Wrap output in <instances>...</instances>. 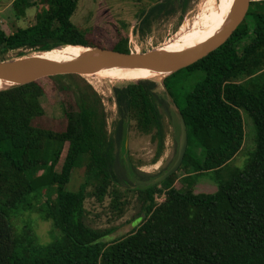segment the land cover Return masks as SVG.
Listing matches in <instances>:
<instances>
[{
  "label": "trees",
  "instance_id": "obj_1",
  "mask_svg": "<svg viewBox=\"0 0 264 264\" xmlns=\"http://www.w3.org/2000/svg\"><path fill=\"white\" fill-rule=\"evenodd\" d=\"M77 3L12 0L17 18L29 7L38 9L30 25L11 33L0 29V60L11 51L20 56L24 49L96 46L70 19ZM233 3L215 5L206 39L224 24L226 8ZM186 6L187 0H181L182 13ZM174 11L173 1L159 0L144 17ZM179 31L170 48L187 29L181 25ZM109 48L130 51L126 38ZM184 69L179 85L169 86L168 79L181 69L162 84L171 97L174 90L181 99L178 104L172 97L186 124L187 147L178 168L185 172L127 188L137 192L143 217L128 234L109 242L103 238L111 228L85 223L84 203L92 199L102 204L109 198L112 214L123 215L126 200L114 166L119 157L126 162L129 130L149 135L155 145L153 161L162 155L167 134L163 114L169 103L157 91L159 84L140 79L114 87L117 118L110 129L101 98L81 75L43 77L65 96L58 100L64 122L60 130L37 123L45 112L43 78L0 90V264H264V0L250 1L231 36ZM194 71L203 77L185 89L180 83ZM242 112L255 128V147L245 165L217 181L214 192H195V182L188 179L220 171L241 149ZM78 166L84 168L83 182L76 191L68 190L72 169ZM158 195H163L160 202ZM33 213L57 231L51 241L35 242L29 228ZM16 220L24 221L23 227Z\"/></svg>",
  "mask_w": 264,
  "mask_h": 264
},
{
  "label": "rangeland",
  "instance_id": "obj_2",
  "mask_svg": "<svg viewBox=\"0 0 264 264\" xmlns=\"http://www.w3.org/2000/svg\"><path fill=\"white\" fill-rule=\"evenodd\" d=\"M11 1L0 0V29L4 30L5 33H11L17 27L24 28L30 25L38 9L29 7L25 10L23 17L17 18L14 10L10 6ZM156 1L159 2V0H78L76 10L70 19L79 30L85 33L91 43H95V45L97 43L95 47H100L101 45L109 48L120 38H126L129 49L133 50V52H144L159 47L163 48L165 44L175 40L176 35L180 32L181 25H184V29H189L195 19L197 20L199 18L206 0H187V6L183 13L180 10L181 0H171L175 6L173 14L159 16L155 13L145 18L144 13ZM229 1L232 0H216V4ZM231 8L232 6H228L226 11L230 13ZM33 52L40 51L24 49L20 56L15 51L7 52L4 60L26 57ZM184 72L186 70L181 68V70L171 76L168 79L169 86L174 84L179 85L176 82ZM82 77L92 85L101 98L107 125L110 129L111 122L117 118V107L113 100V88L123 86L130 81L116 82L108 77L100 78L85 75H82ZM202 77V72L194 71L189 74V77L185 81L182 80L180 84L185 89H189ZM43 79L41 80V84L45 89V94L41 99V105L45 112L44 117L39 119L37 123L60 130L64 122L60 120L61 109L58 100L65 96L52 90L50 81ZM162 79L163 77L160 76L154 81L159 84L157 88L159 94L167 99L161 85ZM172 91L175 95L172 97L175 98L178 104H181V99L177 97V92ZM163 118L167 128V134L163 153L156 161H153L155 145L149 141V135L140 134L134 129L128 131L126 162L124 163L121 157H119L114 166V171L119 180L118 187L126 200L123 215L116 217L112 214L107 205L109 198H106L102 204L92 199H86L84 203L86 209L84 221L87 225L97 229H112L111 233L103 238L106 242L128 234L141 222L143 217L139 206L140 203L137 199V192L130 191L127 188L131 187L134 189L136 187H143L147 182H150L155 176L169 167L175 159L178 123L174 110L170 106L163 114ZM242 121L244 136L241 149L220 171L203 173L198 175L196 180L195 177L194 180L192 178L188 179V182L193 181V184L195 182L193 187L195 192H214L217 187V181L226 180L231 173L243 168L245 165L250 153L255 147V128L250 116L246 112H242ZM65 148L66 144L62 156L65 153ZM191 150L194 151L195 148L191 147ZM196 152L198 153L200 150L196 149ZM184 172L185 167L180 168L176 172L177 178ZM83 173L84 168L82 166L74 167L66 188L76 191L78 185L83 182ZM174 182L176 183V180ZM36 216L34 213L31 215V220H33L31 227H29L31 233L34 236L35 242L40 244L47 243L57 234V231L53 230L50 221H43ZM15 222L20 227L24 223L21 220H16Z\"/></svg>",
  "mask_w": 264,
  "mask_h": 264
},
{
  "label": "water",
  "instance_id": "obj_3",
  "mask_svg": "<svg viewBox=\"0 0 264 264\" xmlns=\"http://www.w3.org/2000/svg\"><path fill=\"white\" fill-rule=\"evenodd\" d=\"M250 1L252 0H234L226 21L212 36L201 43L181 50L167 51L159 47L144 52L129 51L126 53L110 48L79 45L85 50L70 59L60 60L49 57L26 56L11 60H0V80L7 83L0 90L22 85L46 76L70 73L82 76L89 72L107 68L148 69L162 74L164 79L166 76L201 59L223 44L245 18ZM161 85L169 106L174 110L177 119V149L175 159L171 165L155 176L150 184L159 183L176 172L187 147V130L183 116L162 82ZM127 145L126 135L125 151Z\"/></svg>",
  "mask_w": 264,
  "mask_h": 264
},
{
  "label": "bare ground",
  "instance_id": "obj_4",
  "mask_svg": "<svg viewBox=\"0 0 264 264\" xmlns=\"http://www.w3.org/2000/svg\"><path fill=\"white\" fill-rule=\"evenodd\" d=\"M216 0H206L203 5V11L200 13L199 18L193 22L192 26L186 31L185 37L175 46L170 48V42L164 45L162 50L173 51L189 48L198 43L205 41L212 24V17ZM194 18V17H193ZM197 18V17H196ZM85 50L79 45H67L63 47L53 48L49 51L33 52L28 56L35 57H49L55 59H70L76 56L79 52ZM90 77H108L112 81L124 82L134 81L140 79L155 80L162 76V74L148 69L140 68H107L99 69L97 71L84 74ZM97 83V82H96ZM6 82L0 80V88L6 85ZM128 85V84H127Z\"/></svg>",
  "mask_w": 264,
  "mask_h": 264
},
{
  "label": "built area",
  "instance_id": "obj_5",
  "mask_svg": "<svg viewBox=\"0 0 264 264\" xmlns=\"http://www.w3.org/2000/svg\"><path fill=\"white\" fill-rule=\"evenodd\" d=\"M128 47H129V46H128ZM129 50H130V51H133V50H131V49H129ZM162 199H163V195L155 196V200L158 201V202L162 201Z\"/></svg>",
  "mask_w": 264,
  "mask_h": 264
},
{
  "label": "flooded vegetation",
  "instance_id": "obj_6",
  "mask_svg": "<svg viewBox=\"0 0 264 264\" xmlns=\"http://www.w3.org/2000/svg\"><path fill=\"white\" fill-rule=\"evenodd\" d=\"M253 1H255V2H259V1H262V0H253Z\"/></svg>",
  "mask_w": 264,
  "mask_h": 264
}]
</instances>
